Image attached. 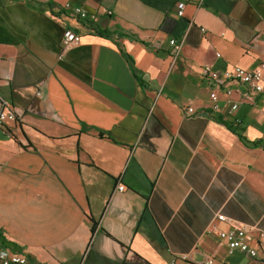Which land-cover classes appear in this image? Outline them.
Returning a JSON list of instances; mask_svg holds the SVG:
<instances>
[{
	"label": "crops",
	"instance_id": "obj_1",
	"mask_svg": "<svg viewBox=\"0 0 264 264\" xmlns=\"http://www.w3.org/2000/svg\"><path fill=\"white\" fill-rule=\"evenodd\" d=\"M183 2L0 0V99L16 114L0 132V248L29 264H264L215 233L221 213L264 243V92L200 76L264 74V0L178 16Z\"/></svg>",
	"mask_w": 264,
	"mask_h": 264
},
{
	"label": "built area",
	"instance_id": "obj_2",
	"mask_svg": "<svg viewBox=\"0 0 264 264\" xmlns=\"http://www.w3.org/2000/svg\"><path fill=\"white\" fill-rule=\"evenodd\" d=\"M185 3L194 2L197 6H200L203 3V0H183ZM182 3L177 15L182 16L183 6L185 3ZM65 10L70 11L75 17L79 20H86L88 14L84 11L82 7L73 6L69 3L65 4ZM80 41L79 37L72 32L71 30L65 29L62 36V45L64 47H69L71 45H76ZM169 46L172 49V57L176 59L184 45L183 41L171 39L169 41ZM201 78L211 80L216 84H221L224 82L230 83L234 82L237 84H242L246 87V91L243 93L242 97L248 99L251 92L263 93L264 92V74L258 69L254 70H245L242 67L234 66L231 68L224 69L221 73L213 70L208 65H203L200 71ZM38 94V93H37ZM232 94V90L226 89V96ZM239 107V104L236 102L229 103V109L226 111V114H230L232 111L236 110ZM193 108L186 109L188 112H192ZM211 111H220L222 108L218 104H214L211 108ZM16 120V114L14 111L8 107V103L0 99V132L7 134L6 125L8 123H13ZM124 185H119L117 187L118 191L124 189ZM216 220L218 222H223L227 225L225 230L216 229L215 233L222 243L226 245L230 252L238 251L245 255V257L250 259H256L260 254L261 250H264V243H258L257 245L251 242L252 238L250 235L251 227L246 225H239L231 219H228L223 214H217ZM213 260L207 259L206 261L197 262L196 264H212ZM0 264H29L28 258L19 254L13 253L8 248H0Z\"/></svg>",
	"mask_w": 264,
	"mask_h": 264
},
{
	"label": "trees",
	"instance_id": "obj_3",
	"mask_svg": "<svg viewBox=\"0 0 264 264\" xmlns=\"http://www.w3.org/2000/svg\"><path fill=\"white\" fill-rule=\"evenodd\" d=\"M254 144H257V143H254Z\"/></svg>",
	"mask_w": 264,
	"mask_h": 264
}]
</instances>
